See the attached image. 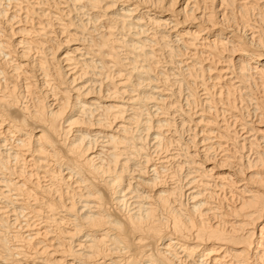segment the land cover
<instances>
[{
	"label": "bare ground",
	"instance_id": "obj_1",
	"mask_svg": "<svg viewBox=\"0 0 264 264\" xmlns=\"http://www.w3.org/2000/svg\"><path fill=\"white\" fill-rule=\"evenodd\" d=\"M0 264H264V0H0Z\"/></svg>",
	"mask_w": 264,
	"mask_h": 264
}]
</instances>
